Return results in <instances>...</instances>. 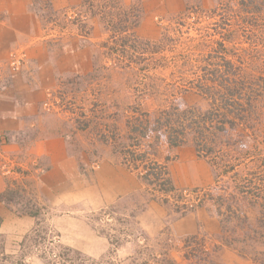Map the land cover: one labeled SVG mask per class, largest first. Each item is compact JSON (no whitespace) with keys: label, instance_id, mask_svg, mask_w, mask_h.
<instances>
[{"label":"rangeland","instance_id":"374dc122","mask_svg":"<svg viewBox=\"0 0 264 264\" xmlns=\"http://www.w3.org/2000/svg\"><path fill=\"white\" fill-rule=\"evenodd\" d=\"M97 2L103 11L94 14L118 19L108 25L117 35L94 47L89 74L57 91L54 105L69 114L55 117L87 126L83 141L110 147L169 213L182 217L201 209L198 225L206 217L211 222L177 242L140 232L127 240L115 232L125 218L101 210L85 215L82 227L106 230L109 246L89 256L77 248L80 231L71 215L35 210L18 190L27 171L7 160L1 171L8 172L9 185L1 201L11 216L0 219V264H264V0H179L178 13L166 6L152 17L138 9L145 0ZM136 12L143 14L134 36L113 29L120 18L117 27L125 28ZM81 14L67 7L63 18L88 33ZM221 86L238 93L206 92ZM191 150L209 167L210 184L173 187L168 165ZM161 189L175 193L165 200ZM183 190L195 192L193 201L198 193L192 211L183 205Z\"/></svg>","mask_w":264,"mask_h":264},{"label":"crops","instance_id":"0c3cea01","mask_svg":"<svg viewBox=\"0 0 264 264\" xmlns=\"http://www.w3.org/2000/svg\"><path fill=\"white\" fill-rule=\"evenodd\" d=\"M178 2L145 0L138 9L152 17L166 12L167 6L174 14L181 10ZM87 3L91 5L88 10ZM67 7L79 8L86 27L89 22L90 32H83L78 22L65 21L63 12ZM101 7L97 0H0V196L9 185L2 165L7 160L16 162L18 168L27 171L18 190L35 210H62L71 215L73 229L80 231L77 248L89 256H98L109 246L106 230L82 227L85 215L101 210L111 209L117 217L125 218V223H116L115 232L127 240L133 238L130 232H140L145 239L172 237L177 242L197 235V230H207L211 222L206 217L203 227L198 225L201 209L182 217L169 213L168 207L147 196L143 185L121 164L120 158L112 155L110 147L83 141L81 130L87 126L76 128L55 117L69 114L54 105L57 91L71 88L77 76L89 74L94 47L116 34L108 25L117 22V18L94 14ZM114 10L112 7L111 12ZM143 12L128 14L137 22L135 26ZM119 22L123 20L120 18ZM135 26L132 34H128L130 28L126 29L128 38L134 36ZM10 51L25 55L16 71L9 67ZM168 169L176 188L206 186L211 181L209 167L197 159L193 150L187 157L169 163ZM82 210L83 216L79 215ZM9 216L11 212L0 198V219ZM22 218L26 225L33 224L30 217H25L28 221Z\"/></svg>","mask_w":264,"mask_h":264},{"label":"built area","instance_id":"2783aa9c","mask_svg":"<svg viewBox=\"0 0 264 264\" xmlns=\"http://www.w3.org/2000/svg\"><path fill=\"white\" fill-rule=\"evenodd\" d=\"M24 58H25V55L22 52H12V53H10V55H9V60H10L9 67H10V70L16 71L18 69L19 65H21V63H22V61H23ZM47 108H48V110H50V106H48ZM127 164H129V163L127 162ZM6 165H7V163H4L2 165V168L1 169H3ZM7 173L8 172L5 171V173H3L4 176ZM142 176L143 175L141 174L140 177H142ZM143 177H145V176H143ZM161 191H162L161 194L163 196V199H165V200H169V198H171L170 196L172 195V193L173 194L175 193V191H173V190H163V189H161ZM194 194H195V192H188V190H183L181 192V194L179 192L180 197H182V200L185 202L183 205L189 211H192L193 210V205H196V201H197V204L200 203V198L198 197V193L196 194L197 196L194 197V201H193ZM195 199H196V201H195Z\"/></svg>","mask_w":264,"mask_h":264},{"label":"trees","instance_id":"16d2710c","mask_svg":"<svg viewBox=\"0 0 264 264\" xmlns=\"http://www.w3.org/2000/svg\"><path fill=\"white\" fill-rule=\"evenodd\" d=\"M90 2V1H89ZM137 22H134L133 20H131L129 23H128V25L124 28V27H117L119 24H121V22H119V24L118 25H116V26H114L113 27V29L114 30H117V31H122V33H124L125 32V30L127 29V28H131V27H134L135 25H137L136 24ZM122 26V25H121ZM117 34H113V38L116 36ZM123 35H125V34H123ZM220 85V84H219ZM233 86H235V85H233ZM236 87V86H235ZM234 87V93H233V91H232V89H229V87L228 86H221V87H218V89L219 90H216V91H211L210 89H206V92H208L209 94L210 93H221V95L223 96V92H227L226 94H228V95H230V98H232L233 96H234V94L235 93H238V92H236V88ZM171 144H172V142H171ZM260 168V167H259ZM258 169V168H257ZM264 173V172H263ZM218 175V174H217ZM262 179H264V174H263V178ZM0 198L2 199L3 197H2V195L0 196ZM244 198L245 199H251L252 197L251 196H244ZM252 201V200H251Z\"/></svg>","mask_w":264,"mask_h":264}]
</instances>
